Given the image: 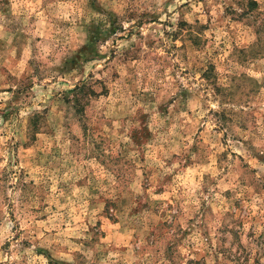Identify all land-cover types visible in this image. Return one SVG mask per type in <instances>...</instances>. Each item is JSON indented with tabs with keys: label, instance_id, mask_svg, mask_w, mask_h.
I'll return each instance as SVG.
<instances>
[{
	"label": "rangeland",
	"instance_id": "obj_1",
	"mask_svg": "<svg viewBox=\"0 0 264 264\" xmlns=\"http://www.w3.org/2000/svg\"><path fill=\"white\" fill-rule=\"evenodd\" d=\"M0 264H264V0H0Z\"/></svg>",
	"mask_w": 264,
	"mask_h": 264
}]
</instances>
